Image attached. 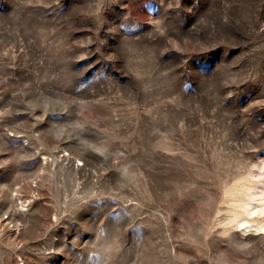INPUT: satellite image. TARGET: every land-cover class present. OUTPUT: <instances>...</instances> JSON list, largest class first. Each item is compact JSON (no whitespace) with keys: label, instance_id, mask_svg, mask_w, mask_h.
<instances>
[{"label":"rangeland","instance_id":"1","mask_svg":"<svg viewBox=\"0 0 264 264\" xmlns=\"http://www.w3.org/2000/svg\"><path fill=\"white\" fill-rule=\"evenodd\" d=\"M263 176L264 0H0V264H264Z\"/></svg>","mask_w":264,"mask_h":264},{"label":"bare ground","instance_id":"2","mask_svg":"<svg viewBox=\"0 0 264 264\" xmlns=\"http://www.w3.org/2000/svg\"><path fill=\"white\" fill-rule=\"evenodd\" d=\"M261 184V190H253L251 192H240V191H235V194L238 195L240 194L242 197L238 199L239 202H242V204H237L235 209L237 211H241L243 214V218L240 219V225H244L247 222H249L248 217L254 216V215H264V176L259 182ZM248 197V200L246 201L243 199V195ZM257 200L258 203L254 204V201ZM260 226L258 229L264 230V218L261 220L259 219Z\"/></svg>","mask_w":264,"mask_h":264}]
</instances>
